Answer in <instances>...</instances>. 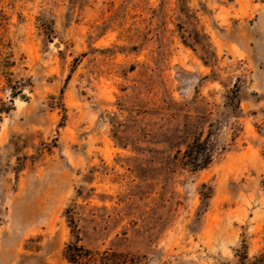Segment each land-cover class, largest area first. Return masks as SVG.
<instances>
[{"label":"rangeland","instance_id":"rangeland-1","mask_svg":"<svg viewBox=\"0 0 264 264\" xmlns=\"http://www.w3.org/2000/svg\"><path fill=\"white\" fill-rule=\"evenodd\" d=\"M69 219L129 264L264 251V0H0V264H69Z\"/></svg>","mask_w":264,"mask_h":264},{"label":"trees","instance_id":"trees-1","mask_svg":"<svg viewBox=\"0 0 264 264\" xmlns=\"http://www.w3.org/2000/svg\"><path fill=\"white\" fill-rule=\"evenodd\" d=\"M210 132L204 137L202 133L193 137L192 141L180 153L181 165L196 171L205 168L210 164L214 156V142L210 139ZM179 154V151L177 152ZM71 233L74 239L65 244L63 254L69 264H129L126 254L114 251L110 248L93 250L79 243L78 235L72 219H69ZM238 264H264V251L247 257L245 246L241 247Z\"/></svg>","mask_w":264,"mask_h":264},{"label":"water","instance_id":"water-1","mask_svg":"<svg viewBox=\"0 0 264 264\" xmlns=\"http://www.w3.org/2000/svg\"><path fill=\"white\" fill-rule=\"evenodd\" d=\"M12 96H14V93L11 94ZM21 98H23L24 96L23 95H20Z\"/></svg>","mask_w":264,"mask_h":264}]
</instances>
